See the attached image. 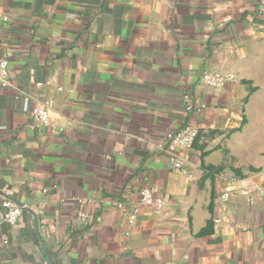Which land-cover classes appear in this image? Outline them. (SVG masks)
I'll use <instances>...</instances> for the list:
<instances>
[{
    "label": "crops",
    "instance_id": "1",
    "mask_svg": "<svg viewBox=\"0 0 264 264\" xmlns=\"http://www.w3.org/2000/svg\"><path fill=\"white\" fill-rule=\"evenodd\" d=\"M261 1L0 0V264H264ZM185 94L177 171L158 146ZM142 187L163 204L129 220Z\"/></svg>",
    "mask_w": 264,
    "mask_h": 264
},
{
    "label": "built area",
    "instance_id": "2",
    "mask_svg": "<svg viewBox=\"0 0 264 264\" xmlns=\"http://www.w3.org/2000/svg\"><path fill=\"white\" fill-rule=\"evenodd\" d=\"M258 13L262 17L264 24V0H262L258 6ZM1 31V29H0ZM10 53L0 52V85H7L8 77V63ZM221 77L216 73L204 72L201 77V82L205 85L216 87L221 84ZM184 107H185V119L183 123L174 129H170L166 132L163 142L158 146L159 153L165 157V159L170 163V165L177 171L184 170V164L186 159L189 158L190 148L199 134L198 127L191 123L187 118L191 113H196L198 108L193 104L191 97L187 94L184 95ZM31 115L36 126L47 127L50 131H55L57 127L55 126L54 119L51 117L48 108L45 105H36L31 110ZM244 194H248V190L243 191ZM163 204V200L154 195V191L151 187H142L139 189V202L133 206L129 211L127 210V215L129 220L133 219L137 213H139L141 207L143 206H155L159 209ZM1 205L4 208V220L10 225L16 224L23 206L17 204L10 197L6 196L2 201ZM118 207L124 208L122 203H118ZM79 219L86 220V213H79Z\"/></svg>",
    "mask_w": 264,
    "mask_h": 264
}]
</instances>
